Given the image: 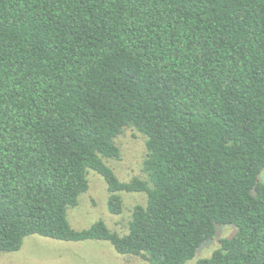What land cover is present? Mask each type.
<instances>
[{
  "label": "trees",
  "instance_id": "16d2710c",
  "mask_svg": "<svg viewBox=\"0 0 264 264\" xmlns=\"http://www.w3.org/2000/svg\"><path fill=\"white\" fill-rule=\"evenodd\" d=\"M146 137L147 178L108 164ZM264 0H0V255L33 234L107 240L146 264H264ZM89 170L128 231L75 229Z\"/></svg>",
  "mask_w": 264,
  "mask_h": 264
},
{
  "label": "rangeland",
  "instance_id": "374dc122",
  "mask_svg": "<svg viewBox=\"0 0 264 264\" xmlns=\"http://www.w3.org/2000/svg\"><path fill=\"white\" fill-rule=\"evenodd\" d=\"M121 149V157L108 164L122 181L134 177L147 178L144 162L147 157L146 137L132 127L125 128L116 138ZM89 189L79 197V203L68 209V219L75 229H85L98 220L120 234L128 231L134 205L145 204L144 192H123V212L113 214L108 209L109 191L103 177L89 170ZM264 183V169L259 174ZM237 232L235 225L219 224L216 235L205 241L195 256L185 264H195L198 260L210 257L220 246V240L230 238ZM0 264H146L141 256L121 254L107 240L65 241L37 234L25 237L22 246L16 251L2 252Z\"/></svg>",
  "mask_w": 264,
  "mask_h": 264
}]
</instances>
